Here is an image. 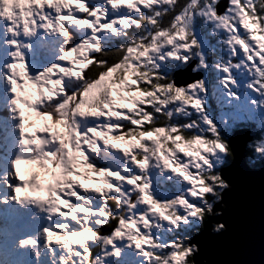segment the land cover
Here are the masks:
<instances>
[{
	"label": "snow or ice",
	"instance_id": "1",
	"mask_svg": "<svg viewBox=\"0 0 264 264\" xmlns=\"http://www.w3.org/2000/svg\"><path fill=\"white\" fill-rule=\"evenodd\" d=\"M238 140L264 0H0V264H208Z\"/></svg>",
	"mask_w": 264,
	"mask_h": 264
},
{
	"label": "water",
	"instance_id": "2",
	"mask_svg": "<svg viewBox=\"0 0 264 264\" xmlns=\"http://www.w3.org/2000/svg\"><path fill=\"white\" fill-rule=\"evenodd\" d=\"M237 143L240 159L230 173L234 191L225 198L230 231L222 237H203L208 264H264V169L249 168L243 141Z\"/></svg>",
	"mask_w": 264,
	"mask_h": 264
},
{
	"label": "rangeland",
	"instance_id": "3",
	"mask_svg": "<svg viewBox=\"0 0 264 264\" xmlns=\"http://www.w3.org/2000/svg\"><path fill=\"white\" fill-rule=\"evenodd\" d=\"M81 182L84 183V181H81ZM86 186H91V185L86 184Z\"/></svg>",
	"mask_w": 264,
	"mask_h": 264
}]
</instances>
